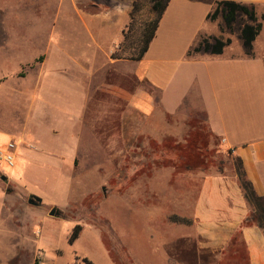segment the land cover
<instances>
[{"label":"rangeland","instance_id":"374dc122","mask_svg":"<svg viewBox=\"0 0 264 264\" xmlns=\"http://www.w3.org/2000/svg\"><path fill=\"white\" fill-rule=\"evenodd\" d=\"M111 8L129 10L122 31L138 47L155 17L149 0H0V151L9 141L17 146L14 168L0 161V232L12 235L4 238L5 246L19 243L20 264H85L82 258L92 264H202L197 247L203 239L194 215L203 183L212 177L237 179L236 158L207 128L195 88L175 115H167L158 91L121 74L124 69L108 60L93 86L78 94L56 73L37 80L45 55L31 59L45 47L52 58L45 71L61 65L64 40L81 41L80 54L88 51L90 42L81 37L72 10ZM243 20L238 17L232 34L224 29L220 38L237 37ZM114 36L109 32L101 43L109 46ZM17 47L21 57L12 58ZM95 62L103 67L102 57ZM139 88L155 99L150 115L125 111L121 90ZM89 93L81 113V96ZM119 109L123 117L113 125ZM188 137L207 140L203 166L177 168L160 161L173 157L159 151L167 139L185 144ZM188 160L191 166V156ZM30 196L41 203L29 204ZM75 226L79 236L70 244ZM234 238L224 244L220 264H250L247 245L238 233Z\"/></svg>","mask_w":264,"mask_h":264},{"label":"crops","instance_id":"0c3cea01","mask_svg":"<svg viewBox=\"0 0 264 264\" xmlns=\"http://www.w3.org/2000/svg\"><path fill=\"white\" fill-rule=\"evenodd\" d=\"M228 1L253 7L258 20L264 18V0ZM215 2L170 0L147 52L139 61L109 57V50L121 40L129 10L111 8L93 13L72 10V17H77L76 21L81 24V37L90 42L86 54H80L79 50L84 47L81 41L64 40L59 46L63 54L61 65L50 66L45 71L47 63H52L50 46L33 55L31 62L44 54L37 80L40 81L45 72L49 76L56 73L78 94L85 85L89 89L93 86L94 77L108 60L111 65L124 69L121 74H130L136 82L146 83L158 91L162 113L167 115H175L195 88L210 133L220 139L222 147L234 158L241 160L255 192L264 197V20L250 55L245 54L239 33L234 39L227 38L230 43L220 54L203 49L194 51L202 39L219 38L222 34L219 27L222 19L218 17L213 25L207 18ZM109 32L114 33V39L109 46H104L101 39ZM69 47H75L76 51ZM21 50L15 48L12 58H18ZM98 57H102L103 67L95 62ZM20 63L27 62L21 58ZM121 95L126 98L125 111L129 113L150 115L156 108L155 99L142 88L133 93L121 90ZM89 96L90 93L87 97L86 94L81 96L78 110L81 113L89 103ZM93 105L94 110L99 109L97 104ZM118 111L112 117L113 125L122 113ZM78 115L76 119L83 122ZM250 211L251 206L237 179L229 182L223 177H212L204 181L194 215L197 235L203 239L197 247V257L202 264H218L224 244L236 233H240L247 245L250 264H264V230L255 224L244 225ZM4 235L1 231L0 264H20L19 243L5 246L4 238L12 235Z\"/></svg>","mask_w":264,"mask_h":264},{"label":"trees","instance_id":"16d2710c","mask_svg":"<svg viewBox=\"0 0 264 264\" xmlns=\"http://www.w3.org/2000/svg\"><path fill=\"white\" fill-rule=\"evenodd\" d=\"M169 1L170 0H149L151 11L155 17L145 25L139 39L138 47H133L131 43L132 41L128 37L127 33L122 31L123 39L119 43L118 47L111 53L110 58L113 60L128 59L132 61H139L147 52L148 47L153 40L159 22L169 4ZM240 16H244L246 20H243L240 25L239 37L245 49V54L250 55L252 43L262 29V23L259 22L256 17L253 7H248L245 4L237 3L235 1L217 0L215 2L213 12L209 14L207 18L210 21H215L218 17H221V32L226 29L232 33L234 30L233 26L237 18ZM229 43L230 39L224 40L220 37H207L202 39L199 47L197 49L195 48L194 51L203 49L205 52L220 54L223 48ZM199 133L202 135L201 131ZM188 138L190 139L185 144L176 142L172 139H167V141L161 145L162 148L159 147V151H161V153H170L173 157L166 156L160 159V161L177 168H182L183 166L187 168H199L203 166L208 156L207 140L202 138V141L198 142L196 137ZM190 156L193 160L191 162V166H188V159ZM235 173L238 184L243 191L244 198L251 206V211L245 219L244 225L255 224L264 230V197L257 195L251 182L246 177L241 160L237 158L235 159ZM79 232L80 227L75 226L68 239L70 244L78 238ZM238 236H240V233H238ZM82 262L85 264H92L86 258H82ZM220 263L221 260L218 264ZM34 264H39L38 260H35Z\"/></svg>","mask_w":264,"mask_h":264},{"label":"built area","instance_id":"2783aa9c","mask_svg":"<svg viewBox=\"0 0 264 264\" xmlns=\"http://www.w3.org/2000/svg\"><path fill=\"white\" fill-rule=\"evenodd\" d=\"M17 146L13 141H9L3 151H0V161L4 162L9 168L15 167V153Z\"/></svg>","mask_w":264,"mask_h":264},{"label":"water","instance_id":"95a60500","mask_svg":"<svg viewBox=\"0 0 264 264\" xmlns=\"http://www.w3.org/2000/svg\"><path fill=\"white\" fill-rule=\"evenodd\" d=\"M2 179L5 181V178L2 177ZM28 203L32 205H37L41 203V199L35 196H30L28 199ZM55 214V209H52L49 213L50 216H53Z\"/></svg>","mask_w":264,"mask_h":264}]
</instances>
